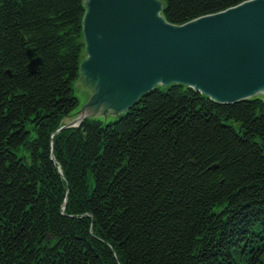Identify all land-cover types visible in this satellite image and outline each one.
<instances>
[{"label":"trees","instance_id":"trees-1","mask_svg":"<svg viewBox=\"0 0 264 264\" xmlns=\"http://www.w3.org/2000/svg\"><path fill=\"white\" fill-rule=\"evenodd\" d=\"M161 1L179 25L246 0ZM85 13L0 0V264H264V97L173 84L57 132L80 104Z\"/></svg>","mask_w":264,"mask_h":264},{"label":"water","instance_id":"water-1","mask_svg":"<svg viewBox=\"0 0 264 264\" xmlns=\"http://www.w3.org/2000/svg\"><path fill=\"white\" fill-rule=\"evenodd\" d=\"M84 3L87 57L77 89L91 96L61 129L125 114L159 85L184 84L223 104L264 96V0L179 25L165 19L161 0ZM27 53L29 71L38 72L42 58Z\"/></svg>","mask_w":264,"mask_h":264},{"label":"rangeland","instance_id":"rangeland-1","mask_svg":"<svg viewBox=\"0 0 264 264\" xmlns=\"http://www.w3.org/2000/svg\"><path fill=\"white\" fill-rule=\"evenodd\" d=\"M79 81H80V78L78 79V81L75 84L76 95L78 96L79 101H80L79 107L75 110V112L70 117L65 119L64 123H67V122H69V120L79 116L82 113L81 109L83 108L84 105H86L88 103L89 98L91 96V94H88L86 92H83V91L77 89ZM110 118H112V117H110Z\"/></svg>","mask_w":264,"mask_h":264},{"label":"bare ground","instance_id":"bare-ground-1","mask_svg":"<svg viewBox=\"0 0 264 264\" xmlns=\"http://www.w3.org/2000/svg\"><path fill=\"white\" fill-rule=\"evenodd\" d=\"M84 113V112H83Z\"/></svg>","mask_w":264,"mask_h":264}]
</instances>
